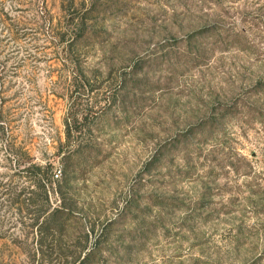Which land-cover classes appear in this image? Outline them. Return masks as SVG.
<instances>
[{
	"label": "rangeland",
	"instance_id": "rangeland-1",
	"mask_svg": "<svg viewBox=\"0 0 264 264\" xmlns=\"http://www.w3.org/2000/svg\"><path fill=\"white\" fill-rule=\"evenodd\" d=\"M260 79L264 0H0V264H264Z\"/></svg>",
	"mask_w": 264,
	"mask_h": 264
},
{
	"label": "trees",
	"instance_id": "trees-1",
	"mask_svg": "<svg viewBox=\"0 0 264 264\" xmlns=\"http://www.w3.org/2000/svg\"><path fill=\"white\" fill-rule=\"evenodd\" d=\"M259 81H260V82L257 83V84L255 85V88L260 89V90H264V80H263V79H260ZM3 116H4V111L0 112V120L3 119ZM0 130H1L2 134L5 135L4 125H0ZM70 131H71V129H69V131H67V138H69V139H71V138H70V136H71V135H70ZM68 143H69L70 145L74 146L75 148L77 147V144L74 143V142H72L71 140H68ZM54 167H55V163H48L47 166L44 168V170L46 171V173H45V177H46V178H52V181H53V178H54V175H53V173H54ZM29 169H30V170H37V171H41V170H42V168L37 167V166H35V165H32ZM63 172H64V171H61L60 174L62 175ZM64 173H65V172H64ZM55 177H57V179L60 178V176L57 175V174L55 175ZM50 181H51V180H50ZM52 181H51V184H52ZM41 182H42V181H41ZM34 184H35V183H34ZM68 184H69L68 177H67V175H66V173H65L64 175H62L61 180L59 181V191H57V194H59V195L61 196L62 204H63V203H66V200H67V199H66V194H65V192L63 191L64 189H63V186H62V185L67 186ZM40 185L42 186V188H44V189L46 188V184L41 183ZM46 192H47V191H46ZM47 203H49L48 200H47ZM64 211H65V209L62 208V206L59 207V208H57V210H56L54 213H51V214H50V216L47 218V220H46V218L44 219V221H43L44 224L48 223V220H49V219H51V218H53V217H55V216L61 214V212H64ZM84 216H85V215H84ZM87 217H88V216H87ZM45 222H46V223H45Z\"/></svg>",
	"mask_w": 264,
	"mask_h": 264
}]
</instances>
